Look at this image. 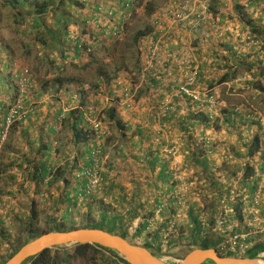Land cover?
<instances>
[{
    "label": "trees",
    "instance_id": "1",
    "mask_svg": "<svg viewBox=\"0 0 264 264\" xmlns=\"http://www.w3.org/2000/svg\"><path fill=\"white\" fill-rule=\"evenodd\" d=\"M140 1V4H142L143 0ZM213 1L223 2L224 0ZM232 1L234 4L233 11L240 21V28H224L221 21L217 19V14L222 13L211 5V1L207 3L206 10L198 2L193 7V11L183 20L177 19L173 15L177 9L178 0L172 1V4H169L168 7L158 9V15L152 17V24L142 29H137L132 35V42L140 44L141 47H139L142 51L141 61L139 60L141 68L135 72V80H137L141 73L140 70L143 68L142 76L146 79L144 80V85L142 84V87L138 88L135 95L132 96L131 91L134 89V80L124 74L120 78L121 81H114V88H109L105 108L102 114L96 115L89 108L90 106H88V102L92 98L91 96L88 97V91H97L100 88L99 82L101 81L112 84V80L117 77L120 68L115 67L113 70H107L95 54L97 49L93 44L101 42L103 45V38L106 36L113 38L114 36L111 34H105V31L109 28L122 32V21L126 11L132 9L134 3L139 4V0H0V25L2 22V11H5L6 17L12 19L11 23L15 25V30L20 33L21 37L29 39L28 37L32 35L30 40L38 42L52 54L49 64L51 66V75L53 76L43 81V85L38 87L31 73L29 74L30 86H27L26 92H23L21 95L20 104L22 108L20 110L23 113L22 115L27 112L24 110V106H27V103H29L27 99L28 94L34 93L35 98L47 95V102H41L37 108L33 106L29 111V115H33L34 118L38 119V128L41 130L46 129L50 133L55 134V130L68 129L71 136L70 141H72L73 147L77 149L75 153L77 155L75 159L71 160V163L67 162L64 165L55 163L51 160L53 152L66 153L68 148L65 144L51 145L48 139H44V134L40 133L37 134L39 145L36 148L30 147L28 151L20 153L9 142L19 128H31L32 118H30L27 124L23 122L24 116L21 117V120H14L10 127L8 139L4 144L3 150L5 156L4 158L0 157V175H3L1 180L5 182L8 179L9 182L10 180L16 182L18 171H22L23 169L29 170V179L35 184V195L31 197L32 205L29 219L24 221L26 235L11 243L12 245L7 253L0 256V264H3L11 257L21 245L42 232L74 228L73 223L75 224L77 221L74 216L75 210L81 208L82 205L88 207V210L85 214H82L84 218L82 219V224H80L81 226L101 228L115 234H121L130 237L132 242L145 244L148 247L150 243L154 242L157 244L156 249L161 248L163 234L169 229V222L174 219L183 201V197L173 193L178 180L173 177L172 172L169 170L170 159L173 158L171 154H169L172 156L171 158L168 156L170 159L163 158L162 166L158 172H155L154 165L159 159L161 160V153L158 148L149 152V155L152 157L151 159L148 158L149 155L147 154L141 157L138 154H130V150H128L127 153H123L121 163L124 164L123 160L126 159L127 166L121 165V167H115L113 163L110 171L102 170L100 189L97 193L95 192L96 194L92 195H84L87 178L77 175L82 169L89 166L92 148H100V159H102L105 144L112 142L110 136H107L106 142L103 145L102 142H97L99 138H102L100 132H102L103 128H115L120 136L119 139L121 141L127 140L125 139V133L129 126L117 111V107L119 106L118 100L121 98H137L141 94L155 95V93H161L167 88L169 91L166 92L169 93V97L165 99L163 97L161 102H159L162 106L160 105L159 107L156 120L161 123L167 122V118L170 119V117L166 115L177 109L179 106L178 102L186 98L185 100L191 106L194 105L197 108H201L198 112H190L188 118L193 122H189V125L193 126L195 124L194 121H196L207 126L212 123L218 128L217 123H215L217 116H210L207 97L212 96V100L216 103L213 109H216L219 108L218 102L221 97L227 99V96L222 92L221 94L219 93L221 96H218L215 90H210L214 89L215 85L233 81L231 83L232 87L234 84L241 87L238 90L235 88L236 92H245V90L249 89L264 92V85L261 81L264 79V65L261 66L262 60L264 61V0ZM242 3H245L247 7L242 6ZM105 4L108 6L103 11ZM145 5L146 7L150 6L148 8L149 13L152 9L151 4L147 3ZM204 12L206 15L201 19ZM107 14L111 16L108 17ZM113 18L116 20L114 21ZM79 24H86L88 29H92L90 30L91 32L89 31L91 34L90 38H92L91 42H87L85 33L83 34L75 30V26ZM155 26L160 27V29L154 31ZM86 27H83L81 31H88ZM162 27L168 29V32L163 34V36L162 32H164V29ZM1 29L3 28L0 27ZM204 30H213V35L216 36L218 42L221 41L223 43L228 41L229 46H225L227 54L221 53L217 49H212L211 52L209 50L202 53L198 51L193 52L191 47L186 48L185 46V49H176L170 44L171 39H177L178 44L174 46L179 44L196 46L197 40L194 33L197 35L198 32ZM188 31H192L193 33L188 34ZM190 35L194 36L191 40L189 39ZM225 36H228V39ZM154 44L158 45L157 55L151 62L152 66H150L148 65L149 60L147 55L150 47ZM254 48H256L254 56L249 58L250 54L248 50ZM8 51L9 46L3 42V38L0 36V73L8 66L6 59L3 57L11 55V51ZM172 52H178L182 58L184 57V60L188 58L189 61L178 64L168 61L162 63L161 60L165 59L166 55ZM257 54H261L263 56L262 59ZM201 55H206V57L201 59ZM56 56H59V61L55 60ZM196 59L201 60L206 65L209 62V68H205L206 65L203 68L201 65L198 66L199 68L196 67ZM146 65L147 67H145ZM69 66H72L79 74H66V68ZM88 68L94 69L93 80L88 81L89 88L85 89V84L81 79L83 74L81 75V73L88 71ZM23 69L19 67L15 70V73L11 72V75L10 73L0 74V116L2 117L7 113L8 107L12 105L10 100H15L19 95L17 74ZM240 72L249 74L240 75ZM177 73H179V76H182L180 81H176L175 79ZM204 73H209V76H215L212 77L213 79L208 80V78L204 77ZM192 74L194 75V79L186 87L193 94H188L180 90V87L186 83V77ZM214 79L217 82H213ZM165 80L168 84L163 86L162 82L165 83ZM127 83L131 84L132 90L126 87ZM123 84H125L124 87H122ZM71 86H73V89H76L77 97L68 92ZM10 87L13 96L9 95ZM62 89L64 90V95L68 97V100L64 103L67 106L65 109L58 96ZM119 89L124 92L122 95L118 92ZM177 90H179L180 96H173ZM92 95L95 94L92 93ZM113 95L114 99L112 98ZM193 95H198L199 98L194 99ZM96 99L94 98L93 101L97 102ZM75 100L78 101L76 105H74ZM165 100H168L167 109H164ZM9 101L10 103L7 104ZM172 101H175L174 104ZM39 107L41 108L40 110H34ZM224 112H229V115L237 117V119L239 118V121L243 118L257 128H264L261 113L254 108H250L245 100L231 104ZM39 114H44L45 118L41 120ZM180 128L186 127L181 126ZM187 128H189L188 125ZM204 140L205 142H200V151L196 153L187 151L184 153V163L189 164L193 161V163L203 164L205 162V152L210 148L208 149L206 144L208 143V139ZM31 141L33 142L35 139ZM59 141L63 142L64 140L59 138ZM152 146L153 143H151ZM70 150L68 154H70ZM256 152H259L260 158L264 160V132L263 134L262 132L255 134L249 144V148L247 147L246 156L253 158ZM30 155L32 156V161L28 158ZM82 157L85 164H77L78 159H82ZM127 158H131L132 160H128ZM184 169L186 168L183 164V166H180L178 173L182 174ZM253 169L252 166L245 165L244 173L238 186V189H241L238 195H235V192L231 189L234 184L225 187V184L223 185L210 179V183L211 185L213 183V185L208 187L210 191L213 190L211 195L212 200L209 204L204 205L207 196L203 194L201 196L203 203L197 201L190 203L185 212L186 222L182 223V221H178L176 223L175 228L178 233L176 236L169 233L166 244L172 245L183 242L203 247L215 246L219 252L217 245H220L224 237H219L218 244L214 243V245H211L206 242L205 238L211 229H216L218 226L222 232L228 235L243 231L247 232L250 228L257 229L258 227L254 226V223L259 220L264 222V194L260 197L258 203V205L263 203V209L258 210L256 214L257 218L254 219L253 214L249 213V209L253 204V196L260 185L258 183L260 180L252 178ZM147 172L149 175H145ZM152 173H156L158 178L152 180ZM112 174L115 175L112 176ZM130 174H132L131 178ZM250 176L251 181L248 184V193L244 197L245 192H243V188L245 186L243 185H246V180ZM51 186L56 189L62 188L61 198L59 196H54L53 198L52 196V200L54 199L53 210L58 204H65V208L60 213L61 218L59 221H57L56 215L51 214L48 226L44 230H39L38 211L35 201H37L39 196H45L44 191H50ZM163 188L165 189L163 190ZM154 189L162 190L166 196L168 195L163 207H160L162 202L158 195L146 196L149 191ZM115 195H118L116 200H114ZM45 199L47 200L46 197ZM92 206L94 207L91 208ZM208 206L210 210L209 214L204 215L203 210ZM220 207L224 208L221 209ZM246 212L251 224L246 229H241L239 224L244 220ZM219 219L224 220L221 225L217 224ZM152 221L156 223L153 228L149 227ZM4 222L0 219V241L2 243H5V241L10 239L8 237L12 236L11 233L7 232ZM251 238H248L245 243L250 244L252 242ZM8 241L11 242V240ZM240 253H243V251ZM222 255L240 256L238 252L231 251L225 252ZM68 258H89L92 260V264H124L111 251L93 244H75L67 248L51 247L30 257L23 264H63L64 261L68 262ZM207 261L213 264L210 260Z\"/></svg>",
    "mask_w": 264,
    "mask_h": 264
},
{
    "label": "rangeland",
    "instance_id": "2",
    "mask_svg": "<svg viewBox=\"0 0 264 264\" xmlns=\"http://www.w3.org/2000/svg\"><path fill=\"white\" fill-rule=\"evenodd\" d=\"M172 1H174V0H143L142 4H140L141 1L139 0V4L134 3V5L132 6V9H128L126 11V14L124 15L123 21H122L123 22L122 27H121L122 32L119 34V36H114L115 38L114 37L108 38L107 36L104 38L102 37L104 39L103 45L101 44V42H95L94 41L95 43L93 44V46H96V49H97V52L95 54L99 58V61L106 67V69L107 70H111V69L113 70L115 67L120 68V71H118V73H117V77H115L112 80V84L111 83L107 84V83L101 81V82H99L100 88H98L97 91H91V90L88 91V93H87L89 95L88 97H90V96L92 97L88 102V106H90L89 108H91V110L94 111L96 115L102 114V111L105 108V101H106V99H108L109 88H114V81H116V80L121 81L120 78L124 74L131 77V79L134 80V89L133 90L131 88L132 86L130 83L126 84L127 88H131L132 96L135 95L138 88L142 87V84L144 85V80H146V79L142 76V70H144L143 68H142V70H140L141 73H140L139 77L137 78V80H135V78H136L135 72L139 68H141L139 60L141 61L142 51L140 48L141 47L140 44L138 45V43L135 44L132 42V35L137 29H142L147 25H151L152 24V17L158 15V12H157L158 9H163L164 7H168L169 4H172ZM200 1L205 2V3H208L209 1H211V5L214 6L216 8V10L219 12H220V10H223V9L224 10H230L231 5H232V0H226L223 5L221 4V2H217V1H213V0H204V1L200 0ZM147 3L151 4V7H152V9L149 13H148V8L150 6L146 7L145 4H147ZM107 6H108L107 4L104 5L103 11L107 8ZM206 7H207V4H206ZM260 11H262V9H260ZM2 12H3L1 15L2 22H1L0 27L3 29L0 30V36L3 38V42H5L9 46V51H11V55L3 56L4 59H6V62H7L6 64H8V66L0 74L4 75V74L10 73V75H11V72L15 73V70L17 68L27 67L29 69V72L31 73V75L34 78L36 85L38 87L43 85V83H44L43 81H45V80H47V78L53 76V75H51V70H50L51 66L49 64V59L51 58L52 54L49 53L48 49L41 46L38 42L30 40L32 38V35L28 37L29 39H25V38L21 37L20 33L15 30V25L11 23L12 19L9 17L8 18L6 17L5 11H2ZM226 13H227L226 11H222V14H226ZM107 16L110 17L111 15L107 14ZM80 17H81V15H80ZM230 18L231 17L229 15V19ZM113 20L115 21L116 19L113 18ZM83 27H86V24L85 25L79 24V25L75 26V30L78 32H81L83 34L85 33V35L87 37L86 38L87 42H91L92 38H90L91 34L89 33V31L92 29H90V28L88 29L86 27L88 31L82 32L81 30ZM155 27H154V31H157L158 29H160V27H156V28ZM223 27L226 28V26H223ZM230 29H232V28H230ZM106 31H105V34H108V33H106ZM167 32H168V29H165L164 33H167ZM192 33H193L192 31H188V34H192ZM194 34L196 35V33H194ZM193 35H190V37H189L190 40L192 38H194ZM170 41H177V40L171 39ZM172 46H174V45H172ZM47 53H48V55H47ZM203 57H206V55H204V56L201 55V59ZM55 60L59 61V56H56ZM145 67H147V65ZM88 69H89L88 71L81 73V75L83 74L81 79L83 80V83L85 84V89L89 88L88 81L93 80L94 69H92V68H88ZM66 70H67L66 74H69V75L79 74L72 66H69L68 68H66ZM112 74H113V72H112ZM216 74H217V72H216ZM248 74L249 73L240 72V75H248ZM12 82H13V79H12ZM232 82L221 83L218 86H215L214 89L218 93V96H221L220 94L222 92L224 95L229 97L228 98L229 100H231V98H232V103L233 102L236 103V102H240V101L244 100L243 97L238 96L237 93H239V92L238 91L236 92V90H235V88L237 90H238V88H241L240 85L234 84L232 87V84H231ZM162 84H163V86H166L167 81L165 83L162 82ZM124 86H125V84L122 85V87H124ZM9 90H10L9 95L13 96L12 92H11V87ZM75 90L76 89H73V86H71L70 89L68 90V92L77 97V92ZM63 92H64V90L62 89L59 92L58 96H59L60 102L63 104V108L65 109V108H67V106L64 105V103L66 100H68V97L66 95H64ZM118 92H120L121 95H122V93H124V92H122L121 89H119ZM252 92H253V90L249 89V90H245V92H243V93H244L245 97L250 96V99H251L250 104L251 105L248 103L249 107L254 108L256 111L260 112L261 116H263V121H264V92L258 91L257 95H253ZM92 93H94L95 95H92ZM113 93H115V92L113 91ZM46 96L42 95L38 98H35L34 93L28 94L27 99L29 100L28 101L29 103H27V106L26 105L24 106V108H25L24 110L27 112L24 111L25 114L22 115V116H24V118H23L24 124H27L30 121V118H32L31 128H38V124H39V122L37 121L38 119L34 118L33 115H29V111L31 110V108H33V106H36V108H37V106H39L41 104V102L46 103L47 102ZM94 98H97L96 99L97 102L93 101ZM112 98L114 99V95ZM10 101H11V103L14 102L13 99ZM10 101L7 102V104H9ZM28 104H31V105H28ZM76 104H78V101L75 100L74 105H76ZM36 108L34 110H40L41 109L40 107L38 109H36ZM126 110H128V109H126ZM218 111H219V109L216 108L215 116L218 114ZM39 117L41 120H43L45 118L44 114H39ZM16 120L17 121L21 120V117L17 118ZM104 132H105V134H104ZM8 133H9V131H8ZM8 133L6 135L4 142L6 141V139L8 137ZM100 133L102 135V138L101 139L99 138L97 140L98 143L102 142V145H103V143L106 142L107 136H110L111 140H112V142H110L109 144H105V149L103 152V155L105 156V158H103L104 157L103 156L102 157L103 159H101L102 170L108 172L111 170V167L113 165V159H114V157H116L115 155H117L115 152V149H113L114 148L113 144L116 140H119L120 136L117 133L115 128H111V129L110 128H103L102 132H100ZM12 141L16 142V143H17V141H20L18 138V134H16L12 138ZM4 142H3V144H4ZM3 144H2V146H3ZM19 146H23V144H20ZM1 156L3 158L5 156V152L2 149V147L0 150V157ZM23 170L18 171L21 173V176L19 178V181L15 185H14V182L2 181L1 180L2 175H0V217L2 215H5V212H6V215L10 218V221L9 222L5 221L4 224L7 228V232L12 234L11 237H8V238H10L8 240H11V242L7 240V241H5V243H2L0 241V256L5 255L7 253L8 249L12 245L11 244L12 242H15L16 239L22 238L23 236L26 235V232L24 231V223H25L24 221L26 219H29V213H30V209H31L30 205H31L32 200H31V197H29V196H24L23 194H19V193H21L19 190V187L20 186L22 187L23 184H25V182H26V173L27 172H26V170H24V171ZM170 170H171V166H170ZM113 175H115V174H112V176ZM179 176L182 177L183 175H179ZM184 177H185L184 184H182L181 182H176V188H175V191H173V193L177 195L179 188L182 187L181 193L184 194L183 195V201H182V204L180 205V208H178L174 219H172L169 222V229L166 230L163 234L161 248L156 249L157 244L154 242L150 243L151 246L149 245V248H151L156 254L160 255L161 258H163L164 260H166L168 262H176L178 260V258L183 256L189 250V246L193 245V244H186L183 242L182 243L178 242L176 244L167 245L166 240H167V237L169 236V233H171L173 236L177 235L178 231L175 228L176 223L178 221H182V223L186 222L185 212L188 209L190 203H193L194 201H197L199 203H203L202 199H201L202 197L197 195L198 189H199L198 185L195 184L194 180H190L186 174L184 175ZM22 182H23V184H22ZM195 187H196V189H195ZM9 189H11V190H9ZM164 189L165 188H163V190ZM11 191L12 192L18 191L17 193H18V196L20 197V198H18V200H16L17 202L15 201L16 202L15 204L19 205L18 206L19 209H17L16 211H12V209L10 208L11 206L9 205V202H8V200L11 199V196H13V198L18 197V196H15L13 193H11ZM44 192H45V196H39L37 198V201H35V206L37 205V211H38L37 220H38L39 230H44L48 226V224L50 222L49 216L51 214L56 215L57 221H59L61 218L60 213L65 208V204H62V205L58 204L56 207H54V210H53V208H52V206H53L52 196L53 195L51 194V192L49 190H45ZM53 194L55 196H59L61 198L62 189L56 190ZM5 195H7V196L5 197ZM45 197L47 198V200L45 199ZM160 198H162V201L163 200L165 201L166 194L163 191H161V197ZM166 200H167V198H166ZM211 200H212L211 197H207L205 199L206 202L204 203V205L209 204V202ZM204 205H201V206H204ZM8 206H10V207H8ZM93 207L94 206H92L91 208H93ZM87 210H88V207L83 206V205L81 206V208H78L75 210L74 216L77 219L75 224L73 223V225L75 227L81 226L80 224H82L81 222H82V219L84 218V216L82 214H85V212H87ZM203 214L204 215L209 214V206L203 210ZM219 220H221V219H219ZM219 220L217 221V224H218ZM151 225H153V227H154L156 224L150 222L149 227H151ZM216 230H218L220 232V236H223L224 240H226L230 237V235L225 234V232H222L218 226L216 227ZM263 230H261L259 228H257V229L256 228H250L249 231H247V232L243 231L242 232V233L247 234V237L251 235L254 242H252L250 244L245 243V246H244L245 250L243 251V253H240V252L238 253L240 256H251V257H255V258H259V259L264 260V234H263L264 231ZM210 231H212V229ZM260 234H262V235H260ZM210 236H212V235H210ZM127 238L130 239V237H127ZM208 241L211 245L212 244L214 245V243H213L214 240L211 239V241H210V239H208ZM256 242H259L257 244H260V245L257 246ZM217 246L219 247V245H217ZM68 247H70V246H68ZM210 247L215 248V246H210ZM63 248H67V247H63ZM59 256H61V254H59ZM67 260H68V262L64 261L63 264H92L91 263L92 260L89 258H86V259L68 258ZM57 264H60V263H57ZM203 264H212V263L207 261L206 263H203Z\"/></svg>",
    "mask_w": 264,
    "mask_h": 264
},
{
    "label": "crops",
    "instance_id": "3",
    "mask_svg": "<svg viewBox=\"0 0 264 264\" xmlns=\"http://www.w3.org/2000/svg\"><path fill=\"white\" fill-rule=\"evenodd\" d=\"M225 1L226 0L221 2V4L223 5ZM241 5L244 7H247L245 3H242ZM233 8H234V4L232 1L230 10H224V9L220 10V13H222V11H226L227 12L226 14H217L218 15L217 18L221 21L222 26H226V28L228 29L233 28V27L240 28V24H239L240 21L238 20L239 18L234 13ZM229 15L231 17L230 19H229ZM163 28H164L163 31H165L166 27H163ZM212 31L204 30V31L198 32V34L195 35L196 39L199 37L196 41V46H187V44H179L177 46H172V47L176 49H182L185 46H187L186 48L191 47V49H193V52L198 51L200 53L208 52V50L211 52L212 49H217L221 53L227 54V49L225 46L226 45L229 46L228 41L223 42V43H221V41L218 42L216 39V36L213 35ZM163 34L165 33L162 32V36ZM225 37H227L228 39V36H225ZM170 44L176 45L178 44V42L170 41ZM254 50H256V48L248 50V53L250 54L249 58H252L254 56V52H255ZM257 56L260 57L261 59L263 57L261 56V54H257ZM200 65L203 68V66H205L206 64H204L201 60L196 59V67ZM208 65H209V62L205 68H209ZM263 65H264V61L262 60L261 66ZM252 68H255V67H252ZM212 74H214V72H212ZM214 76L215 75L209 76V73H204V77L208 78V80L213 79L212 77ZM181 78L182 76H179V73L175 75L176 81H180ZM214 81L217 82L215 79L213 80V82ZM261 81H262V84L264 85V79ZM222 83H227V82H222ZM218 85H215V86H218ZM166 91H169V90L165 88L163 92L158 93V94L155 93V95L154 94H151V95L141 94L137 98H126L125 97V98H121L120 100H118L119 106L117 107V111L121 114L120 116L128 124L129 128L127 129L125 133V139L127 140L121 141L119 139V140H116L113 144L114 145L113 149H115V152L117 154L115 155L116 157H114L113 159V163L115 167L117 166L121 167V165L125 167L127 166L128 163L126 159L123 160L124 164H121V163H122L123 153H127L128 150H130V154L132 155L138 154L139 156L142 157L145 154L149 155V152L151 150L158 148L161 153V160L159 159V161L154 165L155 172H158L159 168L162 166L163 158H168V156H170V158L172 157L171 151L173 150L175 154V158L178 159L180 166H183L184 164L186 168L184 169V172L182 173V175L186 174L190 180H194L195 184L198 185V188H199L198 194H197L198 196H202L203 194H205L207 197H211L213 190L210 191L208 186H212L213 183L211 185L210 179L217 181V183H221L223 185L225 184L224 185L225 187H228L230 184L232 185L234 184L231 187V189L235 192V195L240 194L241 189H238V186L240 184V179L242 178V174L244 173L245 165L247 164L254 168L253 174L251 175L252 178L260 180L258 181V183L259 184L261 183L262 173L264 172V160L260 158L259 152H256L253 158L247 157L246 153H247V147L249 148V144L252 138L255 136L256 133L262 132L263 134L264 128H257L255 125L253 124L251 125L249 122H247V120H244L243 118H241L242 120L239 121L238 120L239 118L237 119V117H233L232 115H229L230 114L229 112L225 113L224 110L234 103V102L232 103V98L231 100L228 99L229 97H227V99L225 97L223 98L221 97V99L218 102V106H219L218 114L219 115L218 114L216 115L217 121L215 122L217 123L218 128H216V126L212 123H210V125L207 126L203 123H199L196 121H194L195 124L193 126L189 125V122H193L191 119L188 118V115L190 114V112L191 111L198 112L201 108L199 107L197 108L194 105L191 106L188 103V101L185 100L186 98L178 102L179 106L177 109L173 110L172 112H169L168 115H166V116H169L170 119L167 118L166 120L167 122L161 123L155 118L158 113L159 107L161 105V103L159 104V102H161V99L163 97L164 99L166 97H169V93H167ZM252 93L253 95H257L258 91L253 90ZM237 94L238 96L243 97L244 100L250 104V101H251L250 96L245 97L243 92L237 93ZM174 102L175 101H172L173 104ZM125 108L128 110H126ZM227 110L229 111V109ZM187 125L189 126V128H187ZM181 126H185L186 128H180ZM10 130L11 129H9V132ZM40 133L44 134V139L45 140L48 139L51 142V145L56 146L58 144L60 145L65 144L68 148L66 153L65 152H56V153L53 152V156L51 159L53 162L64 165L67 162L71 163V160L75 159L77 155L75 154L77 152V149L73 147V143L72 141H70V138H71L70 133L68 132V129L66 128L63 130L61 129L55 130V134L50 133L46 129L41 130L40 128H25V127L22 129L19 128L16 134H18V138L20 141H17V143L13 142L12 141V138L14 137L13 136L9 143L10 145H13L12 146L13 148H16L17 150H19L20 153H23L24 151H28L30 147L36 148L39 145L37 134H40ZM59 138L63 139L64 141L63 142L59 141ZM33 139H35V141L32 142L31 140ZM204 139H208V143L206 144H207V148L208 149L210 148L207 152H205V159H204L205 162L203 164L193 163V161L190 162L189 164L184 163V153H186L187 151H191L195 153L200 151L199 150L200 142L201 141L205 142ZM151 143H153L152 147H151ZM4 144L2 146V149L4 148ZM20 144H23V146H19ZM69 150H70V154H68ZM28 158L30 161H32L31 155L28 156ZM103 158H105V156ZM148 158L151 159L152 158L151 155H149ZM127 159L132 160L131 158H127ZM172 163H173V158L170 159L169 170H170V166L172 165ZM77 164H80V165L85 164L83 161V157L82 159H78ZM12 172H14V170H12ZM26 172H27L26 182L25 184H23L22 182L23 186L19 187V190L21 192L19 194H23L24 196L34 197L35 184L32 180L29 179V170H26ZM17 173L18 175L16 177V182H14L13 180H10V182H14V185L19 181V178L21 176L20 172H17ZM147 174L148 172L145 173V175ZM151 175H152V180H155L156 178H158L156 173H152ZM251 176L248 177V179L246 180V185H243L245 186V188H243V192H245L244 197L247 196L248 184L251 181ZM131 177H132V174H130V178ZM142 177L144 178V176ZM2 178H3V175H2ZM6 181L9 182L8 179ZM52 186L50 188V191L54 198L55 195L53 193L56 190H59V189L61 190L62 188L56 189L55 187L52 188ZM161 191L162 190L154 189L152 191H149L146 194V196L148 195L151 196L155 194L161 197ZM17 192L18 191L12 192V193L15 196H18ZM6 196L7 195H5V197ZM117 196L118 195H115V197L113 196L114 200H116ZM18 198L20 197L18 196V197L13 198V196H11V199L8 200L9 205L11 206V207L10 206L8 207H10L12 211H16L17 209H19L18 207L19 205L15 204ZM166 198H165V201L164 200L162 201V198H160V201L162 202L160 207H163L164 203L166 202ZM52 201H54V199ZM258 207H259V210H262L263 203L260 204ZM222 208L224 207H221V209ZM156 216H157V213H156ZM0 219L6 222L10 221V218L6 215V212H5V215H2L0 217ZM152 223H155V222L152 221ZM260 223H262V225H260ZM249 224H251V222L249 221L248 215L246 212L244 215V220L240 222L239 227L241 229H246V227ZM254 226L263 230L264 222L262 220H259L258 222L254 223ZM151 228H153V225H151ZM219 237H220V232L216 229H212V231H209V234L205 238V241L209 243L208 239H210V241L212 239L214 240L213 243H218ZM248 238H251V235L248 236L247 239ZM252 242H254L253 239H252ZM257 243L259 242H256V244ZM257 245L259 246L260 244H257Z\"/></svg>",
    "mask_w": 264,
    "mask_h": 264
},
{
    "label": "water",
    "instance_id": "4",
    "mask_svg": "<svg viewBox=\"0 0 264 264\" xmlns=\"http://www.w3.org/2000/svg\"><path fill=\"white\" fill-rule=\"evenodd\" d=\"M75 244H93L107 249L124 264H202L207 260L213 264H264L263 259L251 256H226L214 247L200 245L189 246V250L176 262H168L145 244L132 242L124 235L83 226L42 232L21 245L3 264H23L30 257L48 248L68 247Z\"/></svg>",
    "mask_w": 264,
    "mask_h": 264
},
{
    "label": "built area",
    "instance_id": "5",
    "mask_svg": "<svg viewBox=\"0 0 264 264\" xmlns=\"http://www.w3.org/2000/svg\"><path fill=\"white\" fill-rule=\"evenodd\" d=\"M179 2L177 3V9L174 12V16L177 19L183 20L184 18H186L188 16V14L193 11V7L200 2L203 7L206 10V4L205 2H202L200 0H178ZM204 1V0H203ZM205 12L204 15L201 17L204 18L205 17ZM108 34H111L112 36H119V34L121 32H117V30L115 29H107L106 31ZM157 44H154L153 46L150 47L149 49V53H148V65L152 66L151 62L152 60L156 57L157 55ZM162 63L164 61H168L170 63H180V62H188L189 59L187 58V60H184V57H181V54H179L178 52H172L166 55L165 59L161 60ZM29 69L27 67H24V69L19 72V74H17V86L19 88V95L18 97L14 100V102L12 103L11 106L8 107V111L7 113L2 117L0 116V150L2 147V144L6 138V135L9 131V127L12 125V123L14 122V120H16L17 118L22 117V111L20 110V108H22V105L20 104L21 101V95L22 93L26 92V88L27 86H30V81H29ZM194 79V75H189L186 77V83L184 85H182L180 87V90H182L183 92H186L188 94H193L187 87L186 85L190 84ZM210 90H215V89H210ZM216 91V90H215ZM217 94V92H216ZM173 96H180L179 94V90L175 91ZM210 97H207V101H208V106H209V111H210V116L215 115V110L213 109L216 105V103L212 100ZM194 99H198V95H193ZM168 100H165V106L164 109H167ZM100 148L95 147L92 148L90 151V163L88 167H85L84 169H82L79 174L77 176H82L87 178V183L85 185V189H84V195H92V194H96L99 189H100V185H101V181H102V176H101V159H100ZM172 156H173V163L171 165V172L173 174V177L176 178L178 180V182H181L182 184H184V180L185 177L184 175L181 177L179 175H182L180 173H178V170L180 168V163L178 161L177 158H175V154L174 151H171ZM182 191V187L179 188L178 194L179 196L183 197V193H181ZM96 192V193H95ZM264 194V172L262 173V178H261V183L257 189V191L255 192L254 196H253V204L251 206V208L249 209V213H252L254 216V219L257 218L256 214L259 210V201H260V197ZM179 216V215H178ZM224 222V220H219L218 224L221 225ZM247 234L239 232V233H235L233 235H230V237L226 240H223L220 245H219V253L223 254L225 252L231 251V252H241L244 251V246H245V241L247 240Z\"/></svg>",
    "mask_w": 264,
    "mask_h": 264
}]
</instances>
